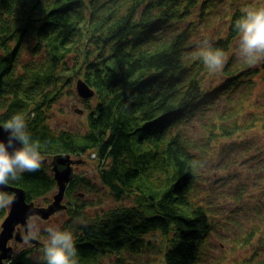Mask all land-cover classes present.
Masks as SVG:
<instances>
[{
  "label": "trees",
  "instance_id": "16d2710c",
  "mask_svg": "<svg viewBox=\"0 0 264 264\" xmlns=\"http://www.w3.org/2000/svg\"><path fill=\"white\" fill-rule=\"evenodd\" d=\"M244 8L234 6L225 15L215 38L206 34L194 42L200 27L215 18L214 0H0V122L22 113L43 156L39 170L23 172L8 185L25 189L29 202L42 199L37 204L48 206L58 189L54 156L89 153L115 202L90 212L95 205L74 190L95 191L96 184L88 177L69 184L71 200L63 209L69 217L58 226L73 234L76 264H141L143 256L155 258L142 264H201L213 215L221 214L213 203L219 192L208 194L202 177L211 149L225 141L212 163L219 170L225 154L235 150L247 152V159L257 155L264 172V112L248 109L259 70L231 51L239 48L234 26ZM204 39L230 52L215 84H208L211 71L198 56ZM255 66H264V59ZM79 79L92 86L97 101L90 107L92 97L84 99L87 130L57 133L50 110ZM194 119L198 135L186 129ZM222 181L233 185L230 178ZM234 185V199L242 201L247 189L241 181ZM258 200L253 217L264 211V199ZM9 210L10 204L0 207V225ZM241 210L229 215L230 223L238 222ZM57 213L39 217L41 222L33 218L29 235L37 242L24 231L25 242L4 264H46L48 233L42 226ZM261 232L250 225L243 243ZM256 256L264 264V249Z\"/></svg>",
  "mask_w": 264,
  "mask_h": 264
},
{
  "label": "rangeland",
  "instance_id": "374dc122",
  "mask_svg": "<svg viewBox=\"0 0 264 264\" xmlns=\"http://www.w3.org/2000/svg\"><path fill=\"white\" fill-rule=\"evenodd\" d=\"M214 3L218 7L214 15L215 18L212 19L210 26L200 27L201 29L193 37L194 42L197 38L200 36L204 37L206 34L210 38H215L216 34L223 29L224 22L222 21L226 17L225 15L228 14L234 6H264V0H214ZM231 51H233L232 54L236 52V58L244 59L239 54V48ZM227 57L229 59L230 52ZM262 61L263 59H260L258 62L260 63ZM253 66L258 68L259 73L254 75V84L251 91L248 92H252L250 99L252 104L249 105L248 109L256 108L258 112H264V66H255V64ZM219 77L220 76L217 75L216 72L209 73V76H207L208 84H215L218 82ZM76 83L77 80L73 82L72 89L63 95L58 102L54 103L50 110L49 124L57 133L60 132V130L81 133L87 130L89 108L84 98L79 96ZM96 102V98L92 97L89 101L90 107ZM222 104L223 103H220L219 108H221ZM211 112L212 111H209L207 113ZM194 121L195 119L188 122L186 127V129L190 128V135L194 134L192 127ZM259 131H261V129H259ZM253 134H258V132L253 131L251 135ZM227 141L226 143L231 145L229 143L232 141ZM224 143L225 141H222L221 146ZM221 146L211 149V157L205 162L202 172L208 194H212L214 189L215 192H219L218 195L213 197V203L215 206H219L218 208H214L215 211H220L221 214L216 215L214 213L213 215L215 225L212 229L213 231L205 240L200 262L201 264H259V259L256 258V252L258 248L264 249L260 247V245L264 246V211L261 217H253V213L256 212L257 207H261L259 206L258 198L264 199V172H261L258 164H256L255 157H257V155H254V158L249 156V159H247V152L241 153L235 150L225 154V157L228 159L222 164L224 167L222 166V169L219 170L220 168L213 166L212 163L217 160L214 156L220 153ZM261 146L264 147V143H262ZM51 158L52 156L49 158V163L52 160ZM71 158L75 161L73 167L75 177H88L91 182L97 186L95 191L78 187L74 190L75 197L81 198L84 202L93 203L95 207L91 208L92 210H90V212H95L96 209L102 208L101 206H104V208L115 206L110 192L102 186L99 179L98 160L95 159L94 154L91 155L88 153L83 156L72 154ZM225 177L230 178L233 181V185L236 181H241V184H244L247 190L242 201H236L234 199L235 185L222 186V180ZM54 192L51 195V200L53 199ZM65 200L63 203H68L71 198L69 199V197H66ZM41 202L42 199L37 203L42 204ZM236 209L239 211L242 209L241 214L235 216L238 222L230 223V218L228 217L230 214H233L232 212H235ZM68 217V212L59 210L52 219L44 220L42 227H45V230L50 226L59 228L58 225L63 223ZM252 224L255 226L259 225L262 232L261 234H257L254 240L249 242V244L246 241L243 243V236ZM26 246L27 243L24 244L23 247ZM154 258V256L149 258L143 256L141 258L139 257V261L142 264L143 261H147V259L152 261ZM109 261V259H106V264H109Z\"/></svg>",
  "mask_w": 264,
  "mask_h": 264
},
{
  "label": "clouds",
  "instance_id": "9594fccd",
  "mask_svg": "<svg viewBox=\"0 0 264 264\" xmlns=\"http://www.w3.org/2000/svg\"><path fill=\"white\" fill-rule=\"evenodd\" d=\"M235 23L239 34V54L251 65L264 59V6H249ZM198 56L211 72L220 71L227 62L224 50L214 48L208 39L198 43ZM7 138L0 137V185L9 180H18L26 171H37L43 156L40 144L33 140L27 130V122L22 113L13 114L4 124ZM12 197L0 192V207L11 203ZM32 227L31 225L29 226ZM44 241L46 264H76L77 250L71 231L58 227H48Z\"/></svg>",
  "mask_w": 264,
  "mask_h": 264
},
{
  "label": "water",
  "instance_id": "95a60500",
  "mask_svg": "<svg viewBox=\"0 0 264 264\" xmlns=\"http://www.w3.org/2000/svg\"><path fill=\"white\" fill-rule=\"evenodd\" d=\"M2 56V47H0V57ZM3 74L0 71V93L3 84ZM77 91L79 96L84 99H90L95 95V90L89 86L83 79L77 82ZM0 137L7 138V133L3 130V124L0 122ZM74 159L71 154H61L54 156L52 160L53 173L58 183V189L54 193L53 200L48 206L36 204L35 201L29 202L28 195L23 188L13 185H0V191L13 192V199L10 203V210L1 224L0 231V264H4L6 260L13 257L14 247L10 245L12 239L23 242V233L20 227H25L26 237L29 240L36 241L29 235V221L32 217L39 216L49 219L59 210H63L68 205L63 203L66 198V191L69 184L75 178L73 172ZM37 242V241H36Z\"/></svg>",
  "mask_w": 264,
  "mask_h": 264
},
{
  "label": "flooded vegetation",
  "instance_id": "af4514ba",
  "mask_svg": "<svg viewBox=\"0 0 264 264\" xmlns=\"http://www.w3.org/2000/svg\"><path fill=\"white\" fill-rule=\"evenodd\" d=\"M56 191V190H55ZM67 191H68V189H67ZM67 191H66V193H67ZM65 201H67V200H65ZM66 204H68L67 202H65ZM69 205V204H68ZM33 218H36V220L38 221V222H41L42 220H40L39 219V216H36V217H32V219L29 221V222H31L32 223V221H33ZM21 228V230H22V233H24V231H25V227H20ZM25 237V235L23 234V238ZM25 238H24V242H25ZM19 243H23V242H18L16 239H12V241H11V243H10V245L11 246H13L14 248H15V246H17Z\"/></svg>",
  "mask_w": 264,
  "mask_h": 264
}]
</instances>
